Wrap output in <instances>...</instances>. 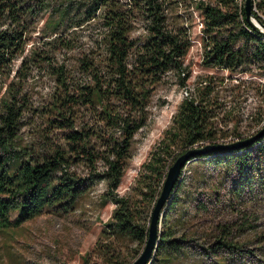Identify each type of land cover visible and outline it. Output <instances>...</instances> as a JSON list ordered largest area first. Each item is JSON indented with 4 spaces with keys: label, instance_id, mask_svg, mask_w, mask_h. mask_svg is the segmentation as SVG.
Segmentation results:
<instances>
[{
    "label": "trees",
    "instance_id": "trees-1",
    "mask_svg": "<svg viewBox=\"0 0 264 264\" xmlns=\"http://www.w3.org/2000/svg\"><path fill=\"white\" fill-rule=\"evenodd\" d=\"M194 1L191 3L201 12L204 25L206 64L230 70L247 62L264 67V32L250 20L252 15L264 24L256 11L248 17L240 0ZM256 1L264 10V0ZM191 3L83 0L74 7L75 12L72 7L65 8L57 20L49 22V31L58 33L56 37L43 40L26 53L30 26L46 6L45 0H0V91L6 83L0 98V228L18 227L47 211H73L83 194L105 183L104 195L115 208L103 230L108 240L100 247L102 255L113 264H126L113 257L117 249L112 244L121 240L135 243L137 255L143 253L153 210L172 165L169 161L177 159L176 150L182 154L194 146L201 149L230 144L216 142L218 132L212 121L216 107L214 101H207L213 91L207 85L196 97L190 95L180 103L173 125L144 164L132 194L118 192L135 136L148 124L155 88L171 73L180 84L187 81L185 59L192 42L185 25L175 21L181 16L174 20L169 11ZM96 19H101L106 30L104 50L81 47L79 55L70 61L67 54L80 46L78 30ZM138 21L144 22L147 35L134 39L131 33ZM58 52L63 53L62 59ZM34 69H44L55 79L46 105L34 109L43 117L48 133L41 150L18 144L23 116L32 109L24 85ZM52 133L56 136L49 139ZM204 141L210 143L201 145ZM192 160L221 165L226 178L233 175L230 188L236 197L264 185V135L238 149L197 153L189 162ZM183 168L163 208L158 242L149 264H176L179 256H186L184 250L190 240L175 236L169 217L180 202ZM216 243H221L219 249L226 247L240 256L232 260L234 264H241L242 257L252 254L226 241Z\"/></svg>",
    "mask_w": 264,
    "mask_h": 264
},
{
    "label": "rangeland",
    "instance_id": "rangeland-1",
    "mask_svg": "<svg viewBox=\"0 0 264 264\" xmlns=\"http://www.w3.org/2000/svg\"><path fill=\"white\" fill-rule=\"evenodd\" d=\"M82 1L45 0L46 6L30 26L26 53L40 46L43 40L56 37L58 33L49 31V22L57 20L65 8L72 7L75 12V6ZM240 1L246 7L248 0ZM249 1L251 11H256L264 20V10L259 9L257 1ZM169 14L174 20L181 16L175 21L185 25L192 42L185 59L188 78L182 85L171 73L165 82L155 88L148 124L135 136L132 157L118 189L121 195L132 194L138 185L144 164L150 160L152 152L158 149L173 125L174 115L186 98V93L196 97L199 89L211 85L213 91L207 101H214L219 118L216 125L223 137L234 135L246 139L263 126L264 67L250 62L235 70L209 66L204 58L206 36L203 20L195 3L170 9ZM250 20L264 31V24L257 17L251 15ZM105 31L101 19L92 20L81 27L78 30L80 46L67 54L69 60L73 61L79 55L81 47L95 52L99 49L103 51ZM146 35L144 22L138 21L131 37L137 39ZM57 57L62 59L63 53L58 52ZM20 60L16 61L14 68L20 64ZM5 84L0 91V98L6 92ZM54 88L55 79L46 70L34 69L29 75L23 91L32 109L23 116L19 147L41 150L47 138L44 135L48 133L43 117L34 109L46 105ZM55 136L52 133L49 139ZM196 147L200 146H194V149ZM179 152H175L177 159L186 153ZM172 159L169 161L171 167L177 160ZM233 178V175L226 178L221 165L204 160H192L184 166L180 202L169 217L175 227V236H184L190 240V244L184 250L186 256H179L175 260L176 264H234L232 260L240 256L232 254L226 247L219 249L221 243L217 244V241L251 250L252 254L242 257L241 264H264V185L259 184L236 197L230 188ZM106 190L105 183H98L80 197L73 211H47L18 227H1L0 264H113L100 250L108 240L103 230L112 219L115 208V204L105 197ZM212 245L218 252L213 251ZM112 246L117 249L113 257H120L126 264L134 263L139 256V247L129 240L115 241Z\"/></svg>",
    "mask_w": 264,
    "mask_h": 264
},
{
    "label": "water",
    "instance_id": "water-1",
    "mask_svg": "<svg viewBox=\"0 0 264 264\" xmlns=\"http://www.w3.org/2000/svg\"><path fill=\"white\" fill-rule=\"evenodd\" d=\"M246 11L248 17L251 15V6L250 1L248 0L246 5ZM264 135V129L260 131L256 136L230 144H217V145H208L201 149H192L187 151L181 157H179L173 166L170 168L167 179L165 181L162 193L158 202L153 210V215L151 219L150 229H149V239L147 245L143 251V253L134 261L132 264H149L152 258V255L155 251L156 244L158 242V235H159V228H160V218L165 207V203L174 188V185L180 175L182 168L190 161V158L197 153H206L213 150H220V149H238L242 146L248 145L249 143L253 142L254 140L258 139L259 137Z\"/></svg>",
    "mask_w": 264,
    "mask_h": 264
},
{
    "label": "built area",
    "instance_id": "built-area-1",
    "mask_svg": "<svg viewBox=\"0 0 264 264\" xmlns=\"http://www.w3.org/2000/svg\"><path fill=\"white\" fill-rule=\"evenodd\" d=\"M99 14V13H98ZM264 32V31H263ZM187 96H189V94L188 93H186V97ZM215 117H213L212 118V121L213 122H215V129H216V131L218 132V140L216 141V142H219V143H232V142H237V141H240V140H242V138H244V137H241V136H234V135H230V136H228V137H223L222 135H220V132H221V130L217 127V125H216V122H217V120L219 119L218 118V114H217V111H215ZM262 125L264 126V121H263V123H262ZM261 127V129H263L264 127ZM261 129H259V130H256V131H254V133L252 132V134L254 135L255 134V132L257 133L258 131H260ZM252 135H249V137H251ZM248 138V137H247ZM210 143V141H204V142H202L201 143V145H203V144H205V145H207V144H209Z\"/></svg>",
    "mask_w": 264,
    "mask_h": 264
}]
</instances>
